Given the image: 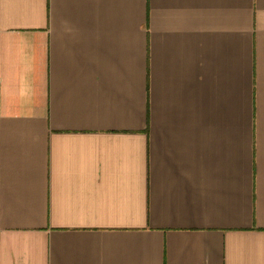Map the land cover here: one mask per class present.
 <instances>
[{
	"label": "crops",
	"instance_id": "obj_1",
	"mask_svg": "<svg viewBox=\"0 0 264 264\" xmlns=\"http://www.w3.org/2000/svg\"><path fill=\"white\" fill-rule=\"evenodd\" d=\"M0 264H264V0H0Z\"/></svg>",
	"mask_w": 264,
	"mask_h": 264
}]
</instances>
